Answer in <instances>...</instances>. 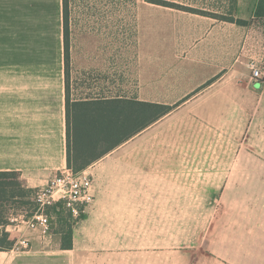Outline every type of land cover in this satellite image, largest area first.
Instances as JSON below:
<instances>
[{"label":"crops","instance_id":"0c3cea01","mask_svg":"<svg viewBox=\"0 0 264 264\" xmlns=\"http://www.w3.org/2000/svg\"><path fill=\"white\" fill-rule=\"evenodd\" d=\"M63 2L0 0V172L36 189L67 168V101L130 99L172 109L83 168L95 199L73 226L71 249L61 248L55 230L39 236L13 221L26 213H9L0 225L9 244L0 264H122L137 253L136 223L153 221L155 191L178 190L183 202L187 180L202 170L194 159L234 153L199 136L194 110L218 104L205 99L208 92L264 89L246 54L264 56L260 0ZM23 233L31 247L15 252Z\"/></svg>","mask_w":264,"mask_h":264},{"label":"rangeland","instance_id":"374dc122","mask_svg":"<svg viewBox=\"0 0 264 264\" xmlns=\"http://www.w3.org/2000/svg\"><path fill=\"white\" fill-rule=\"evenodd\" d=\"M246 54L248 65L254 53ZM258 58L264 61L263 55ZM205 99L218 104L211 110H194L202 124L199 136L216 139V147L206 144L212 149L234 153L194 159L202 170L187 180L183 202L178 190L155 191L159 196L154 197L153 221L136 223L132 232L137 235L130 240L137 253L123 255L122 264H264V89L211 90ZM227 101L232 102L231 109ZM204 124L213 132L203 133ZM7 180L20 183L19 174ZM17 186L15 190L21 191ZM210 188L214 189L211 198ZM33 210L34 205L5 203L0 206V219L6 224L9 213ZM64 214L50 209L51 230ZM3 231L2 227L0 238Z\"/></svg>","mask_w":264,"mask_h":264},{"label":"trees","instance_id":"16d2710c","mask_svg":"<svg viewBox=\"0 0 264 264\" xmlns=\"http://www.w3.org/2000/svg\"><path fill=\"white\" fill-rule=\"evenodd\" d=\"M260 0L257 14L261 11ZM66 6V0L63 2ZM239 23L244 21L238 20ZM66 31V29H65ZM172 107L158 103H148L130 99L115 101H90L66 103V163L67 167L74 171L81 170L102 155L108 153L116 146L127 141L147 126L155 122L161 116L168 113ZM13 173L0 172V206L7 202H17L22 206L34 205L31 196L34 189L23 187L20 183L8 181L7 178ZM21 188L15 190L14 186ZM23 188V189H22ZM64 212V217H59L56 232L61 234V248L71 249L73 245V226L84 218H73L69 212L58 208L56 205L48 209L50 214ZM32 212V211H31ZM27 213V216L31 215ZM5 222L0 219V225ZM0 238V250L9 248L7 242L8 233L3 231Z\"/></svg>","mask_w":264,"mask_h":264},{"label":"built area","instance_id":"2783aa9c","mask_svg":"<svg viewBox=\"0 0 264 264\" xmlns=\"http://www.w3.org/2000/svg\"><path fill=\"white\" fill-rule=\"evenodd\" d=\"M251 78L260 83L264 79V64L261 58L250 57L248 63ZM93 177L87 169L74 171L65 168L55 173L47 182L32 193L31 200L34 210L30 216L15 217L13 221L24 225L25 231H35L39 236H45L50 231V215L48 209L54 205L69 212L73 218L85 214L93 205ZM29 235L18 236L12 250L22 252L30 249Z\"/></svg>","mask_w":264,"mask_h":264}]
</instances>
